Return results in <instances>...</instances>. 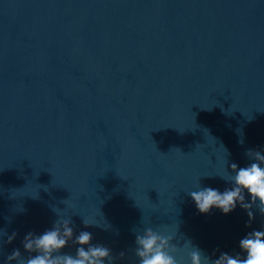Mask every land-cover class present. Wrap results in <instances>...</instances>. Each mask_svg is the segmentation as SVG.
<instances>
[{"label":"water","instance_id":"water-1","mask_svg":"<svg viewBox=\"0 0 264 264\" xmlns=\"http://www.w3.org/2000/svg\"><path fill=\"white\" fill-rule=\"evenodd\" d=\"M250 149L264 152V0H0V229L17 233L0 264L54 208L115 264L149 224L238 253L264 217L200 213L187 191H224Z\"/></svg>","mask_w":264,"mask_h":264},{"label":"clouds","instance_id":"clouds-1","mask_svg":"<svg viewBox=\"0 0 264 264\" xmlns=\"http://www.w3.org/2000/svg\"><path fill=\"white\" fill-rule=\"evenodd\" d=\"M239 142L243 143L242 140ZM246 156L249 160L246 166L231 163L227 176H220L230 185L224 191L202 187L199 182L187 191L200 213L217 208L228 214L239 203L247 211L249 222L254 219L253 208L264 217V152L250 149ZM57 209H53L58 219L52 228L42 234L29 232L24 236L22 247L27 255L16 248L6 255L3 264H115L116 257L110 248L92 243L93 237L88 231H80L74 236L73 221L63 218ZM83 223L85 227L96 225L85 220ZM178 230V223L149 224L141 230H133L135 246L130 249L133 264H264V230L247 233L239 241L240 252L221 253L217 259H212L190 239L178 236ZM16 235V232L8 235L0 229V255L3 254V244L12 243ZM4 236H7L6 241ZM69 242L76 246L74 253L63 251ZM124 255V252L119 253L120 258Z\"/></svg>","mask_w":264,"mask_h":264}]
</instances>
